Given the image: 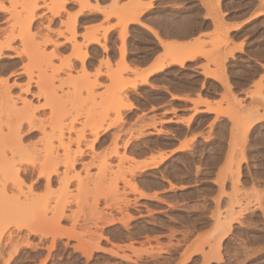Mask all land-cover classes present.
Instances as JSON below:
<instances>
[{
  "label": "rangeland",
  "instance_id": "1",
  "mask_svg": "<svg viewBox=\"0 0 264 264\" xmlns=\"http://www.w3.org/2000/svg\"><path fill=\"white\" fill-rule=\"evenodd\" d=\"M89 1L84 7L90 5ZM37 3L36 9L31 0H0V10L4 11L0 15V140L5 146L8 142H17L18 135L14 131L19 123L25 132L28 122L41 127L22 141L29 147L26 156L36 163L34 171H22L25 183L22 189L26 196L30 193L28 198L18 194V186H13V170L7 168L6 162L0 164V180H7L10 186L5 199L0 195L1 198H9V204L18 203L8 204L11 208L16 204L13 211L24 207V214L28 212L27 216H20L17 215L19 209H15L16 214L10 211L9 215L11 208L4 205L8 212L5 208L2 210L5 216H0V264H264V249H253L260 245L259 248H264V124L256 132L257 140L251 142L248 134L255 119L241 120L244 139L230 159L232 189L222 190L212 200L214 207L212 204L200 206L208 194L204 191H192L186 197L189 202L181 200L183 204L177 205L179 200L139 198L138 194H143L140 180L144 169L137 168L136 156L145 147L146 126L141 116L133 120L124 114L130 103L133 104L129 90L141 83L138 80L141 77H137L138 83L134 87L136 80L127 77L133 69L125 61V43L120 47L121 60L114 66L108 44L110 26L103 24L97 30L88 27L82 35L87 41L80 44V30L78 26L72 27L77 14H71L68 21H62L55 29L52 19L45 21L48 12L55 15L53 10L57 8L56 11L62 12L65 7L58 9L60 6L50 0H38ZM137 6L140 3L133 2L124 7L120 15L133 13ZM33 15L30 23L29 18ZM123 17L121 25H125ZM126 36L124 27L121 38L125 40ZM63 38L71 44L69 55H64L68 46L61 42ZM93 38L104 39L106 54L95 73L89 72L87 67L90 56L87 43ZM75 60L81 62L80 68ZM29 77L34 82L32 92L26 94L23 89ZM41 88L47 95L43 93L38 97L36 93H40ZM143 92L138 90L137 96L142 97ZM114 94L120 100L113 104L110 98ZM24 98L32 102L35 111L31 108L27 113ZM98 134L94 150H91L89 147ZM81 149L84 155L79 157L78 164L73 168L66 167L63 162ZM196 162L192 155H185L178 164L192 169ZM26 166L29 165L23 164L22 169ZM197 170H201L200 166ZM40 172L50 175V185L46 184V179L38 177ZM244 177L257 182V186L246 188ZM133 183L139 191L133 190ZM30 185L33 186L31 192L28 191ZM15 194L20 199L13 198V195L17 196ZM31 196L35 203L29 198ZM224 196L227 198L225 204ZM27 199L31 200L28 207L22 204ZM211 208L214 209L208 216ZM61 212L64 214L59 222ZM248 213L250 217H246ZM41 214L44 219H37ZM107 220L115 222L110 225ZM230 222L231 226L228 225ZM31 226L46 236L33 234ZM58 226L59 231L64 232L62 236L57 232ZM204 229L208 231L204 232ZM225 230L228 233L219 244V237ZM100 233L110 239H102L100 243L105 251L80 250V245L88 247L91 240L95 243ZM69 234L73 236L69 238ZM54 235L58 241L50 250ZM89 250L93 252H89L92 258L87 253ZM219 255L221 259L217 260L215 257ZM189 256V261H185Z\"/></svg>",
  "mask_w": 264,
  "mask_h": 264
},
{
  "label": "crops",
  "instance_id": "2",
  "mask_svg": "<svg viewBox=\"0 0 264 264\" xmlns=\"http://www.w3.org/2000/svg\"><path fill=\"white\" fill-rule=\"evenodd\" d=\"M81 1L67 0L60 15L48 12L45 21L52 19L57 29L78 14L80 44L87 41L82 35L88 27L110 26L113 65L121 60L125 43V61L133 69L127 77H148L147 83L129 90L133 106L124 111L133 120L141 116L146 126L145 147L136 160L149 166L140 180L144 194L138 197L179 200L177 205L192 191H204L208 194L200 206L214 207L212 200L232 189L230 159L244 139L241 120L255 119L248 134L251 142L264 124V0H90L86 7ZM133 2L140 6L120 15ZM122 16L129 20L126 26L121 25ZM91 40L87 67L95 73L106 57L105 41ZM61 42L68 46L64 55H69L71 44L64 38ZM173 49L182 63L169 58ZM74 63L81 67L80 61ZM140 89L142 97L137 96ZM185 155L197 160L192 169L179 166ZM254 184L244 177L246 188ZM226 200L224 196V204Z\"/></svg>",
  "mask_w": 264,
  "mask_h": 264
},
{
  "label": "bare ground",
  "instance_id": "3",
  "mask_svg": "<svg viewBox=\"0 0 264 264\" xmlns=\"http://www.w3.org/2000/svg\"><path fill=\"white\" fill-rule=\"evenodd\" d=\"M51 1V3L53 4V3H55V5L56 4H58V6H60V8H58V9H64V6H65V4H66V2H67V0H50ZM84 1V0H83ZM88 1V0H87ZM31 2L34 4V8H36L37 9V7H38V0H31ZM79 2H82L81 0H79ZM84 2H86V1H84ZM84 4H86V3H84ZM88 4V3H87ZM51 5V4H50ZM83 5V4H82ZM42 6V5H41ZM90 6V5H89ZM40 7V6H39ZM49 8V7H48ZM52 8V7H51ZM56 8V7H55ZM82 8H83V6H82ZM92 8V7H91ZM91 8L89 7V9L91 10ZM57 9V8H56ZM56 9H55V11L53 10H50V11H52L55 15L56 14H59L60 12H61V10H59V12H58V10L56 11ZM83 9H86V8H83ZM80 12V11H79ZM35 13V12H34ZM33 13V14H34ZM82 13V12H81ZM35 15V14H34ZM31 16L30 18H29V22L31 23L32 22V19L35 17V16ZM38 15V14H37ZM37 17V16H36ZM40 17V16H39ZM125 17H123L122 19L124 20H122V23L123 24H125L124 26H126L127 25V23H128V19H124ZM29 23V24H30ZM77 23H78V14L77 15H75V17H74V22L72 23V27H74L75 29H76V27L78 26L77 25ZM74 28H72L73 30H74ZM75 31V30H74ZM74 35H76V31L73 33ZM86 36V35H85ZM75 37V36H74ZM91 41H94V42H98L99 40L97 39L96 40V38L94 39L93 38V40H91ZM105 47V46H104ZM169 58H171V60L172 61H178L179 59L177 58V53H176V50L175 49H173V51L171 52V54H170V56H169ZM0 59H2V57H0ZM182 61L183 60H179V62H181L182 63ZM162 68L163 67H165V64H162V66H161ZM161 68V69H162ZM18 74H20V73H18ZM136 81H134L133 82V86L134 87H136V85H137V83H138V80L139 81H141V83H147L148 82V77L147 76H141V78H139L138 80L137 79H135ZM32 82H34V80H33V78L32 77H29V79H28V82H27V84H26V88H24L23 89V92L24 93H26V94H30L31 92H32V90H31V87H32ZM44 93V95H45V93H46V90H42V88H41V92L40 93H36V95H38V97L41 95V94H43ZM33 95V94H32ZM46 95H47V93H46ZM120 100V97L118 96V95H112L111 96V98H110V102H112L113 104L114 103H117L118 101ZM116 101V102H115ZM23 102H24V104H25V106H24V108L26 109V111H27V113H29L30 112V110H31V108H32V110H34L35 111V108H33V104H32V102L30 101V100H28L27 98H24L23 99ZM109 102V101H108ZM107 105H109V104H107ZM133 106V104H131L130 103V105H129V108H131ZM30 108V109H29ZM38 109V108H37ZM23 113H24V111H23ZM33 113L34 112H32V113H30V115L29 116H31V114L33 115ZM26 114V113H25ZM26 115H28V114H26ZM26 120L28 119V117L27 118H25ZM25 120V121H26ZM28 121V120H27ZM23 122V121H22ZM28 123H30L29 124V126H28V129L26 130V132L25 131H23V129H22V127H21V125H22V123H19L18 125L19 126H17L16 127V131H14V134H16V135H18V139H17V142H16V140L12 143H10L9 144V142L7 143V146H5L4 145V143H3V141L2 140H0V164L2 163V162H6L5 164H8L7 165V168H11L12 170H13V172H14V177H15V185L13 184V186L14 187H16V186H18V187H16V188H18L19 190H18V194H23L24 196H26L27 194H25L26 192L22 189V185L23 184H25L24 183V178H23V176H22V171H27V172H31V170H33V169H35L36 167H35V164L36 163H33L32 161H31V159L29 160L28 158V156H26V154L28 153V150H29V147L27 148V146H25L24 144H23V137H25V136H31V135H34L35 133H37L40 129L39 128H41V127H38L36 124H34V123H31V122H28ZM12 132H13V130H12ZM16 132V133H15ZM98 137H99V134L96 136V138L93 140V142L91 143V146L89 147V148H91V150L93 149L94 150V143L96 142V140L98 139ZM79 142H80V140H78ZM9 144V145H8ZM83 155H84V151L81 149L76 155H74L73 157H70V156H68V160H66V161H64L63 162V164L66 166V167H71V168H73V167H75V165H77L78 164V162H79V157H83ZM52 158V157H51ZM54 158V157H53ZM161 158V160L164 158L163 156L162 157H160ZM18 159V160H17ZM57 159H55V163L56 162H58V161H56ZM157 160H159V159H157ZM161 160H160V162H161ZM31 161V162H30ZM63 161V160H62ZM61 161V162H62ZM81 161V160H80ZM155 161V160H154ZM153 161V162H154ZM8 162V163H7ZM27 163V165H29L28 167L26 166L25 168H23V169H25V170H23L22 169V165L23 164H26ZM57 164H59V162L57 163ZM159 164V161H155V166H157ZM90 165V164H89ZM89 165H88V167H89ZM32 166V167H31ZM84 166H86V164H84ZM149 165L148 164H146V163H138V165H137V168H140V170H142V169H145V168H147ZM87 167V168H88ZM34 171V170H33ZM26 172V173H27ZM25 173V172H24ZM135 173V172H134ZM29 174V173H28ZM27 174V175H28ZM29 176V175H28ZM38 177L39 178H44V179H46V184L47 185H50V183H51V177H50V175H46V174H44V172H40L39 173V175H38ZM2 179V178H1ZM81 180V179H80ZM84 180V179H83ZM3 181H5V183L3 182ZM7 182V180H5V179H2V180H0V185H1V187H0V195L2 196V197H4V199H5V196H7L6 194L8 193V187H10V186H8L9 184L8 183H6ZM40 182V181H39ZM17 184V185H16ZM84 184H86V185H88V183H86V182H84ZM82 185V184H81ZM131 186V185H130ZM13 187V188H14ZM132 188H133V190H135V191H139V188H138V186L136 185V184H134L133 183V185L131 186ZM12 188V187H11ZM10 189V188H9ZM33 190V186L32 185H30L29 186V192H31ZM13 191H15V190H13ZM12 192V191H11ZM20 192V193H19ZM25 192V193H24ZM29 192H27V193H29ZM16 193V192H15ZM142 194V193H141ZM144 194V193H143ZM15 195H17V194H15ZM32 195V194H31ZM1 196H0V198H1ZM22 196V195H21ZM28 196H30V193H29V195ZM28 196H26V198H28ZM13 198H19V196L17 195V196H12ZM12 198V199H13ZM17 198V199H18ZM29 198H31L32 199V201L34 202V200H35V198L34 197H29ZM4 199H0L1 201H0V213H2V214H0V216L2 217V215H4L5 216V214L3 213V212H5V211H3L2 212V210H5V208L7 207V206H9V205H11V204H13V203H17V202H11V204H9L10 203V201H9V198H7L6 197V200L8 201L7 202V204H4L5 202H6V200H4ZM11 199V198H10ZM20 199V198H19ZM11 201H13V200H11ZM29 200L27 199V202H25V204L24 203H22L23 204V206L24 205H26L27 207L29 206V202H31V200L28 202ZM36 201H37V199H36ZM27 203V204H26ZM29 203V204H28ZM35 203V202H34ZM9 204V205H8ZM21 203H19V205H20ZM6 207H5V206ZM16 205V204H15ZM13 206V207H16V206ZM17 205H18V203H17ZM22 206V207H23ZM25 206V207H26ZM12 207V208H13ZM27 207H26V211L28 210L27 209ZM8 208H11L10 206L8 207ZM8 208H6L7 209V212H8ZM11 208V209H12ZM30 208V207H29ZM9 210V215L11 214L10 213V211H12V214H13V212L15 211V209H17V211H18V209H19V211L17 212V215L19 214H24V211H25V208L23 207V208H15L14 209V211H13V209L12 210ZM31 209V208H30ZM29 209V210H30ZM32 210V209H31ZM34 211H36V210H34ZM38 211V210H37ZM254 212V211H253ZM255 212H257V210L255 211ZM15 214H16V211L14 212ZM26 213V212H25ZM28 213V212H27ZM26 213V214H27ZM62 213V212H61ZM60 213V215H59V218L57 219L59 222H61L60 220L63 218V214L64 213H62L61 214ZM26 214H24V215H26ZM43 214V213H42ZM41 214V215H42ZM249 214V213H248ZM7 215V214H6ZM20 215V216H21ZM29 215V214H28ZM40 215V216H41ZM44 215V214H43ZM43 215L40 217H37V219L38 218H43L44 219V217H43ZM45 215H46V213H45ZM3 216V218H5ZM13 216V215H12ZM15 217H16V215H14ZM13 216V217H14ZM27 216V215H26ZM36 216V215H35ZM1 217H0V219H1ZM7 217V216H6ZM9 217V216H8ZM19 217V216H18ZM24 217V216H23ZM2 218V219H3ZM17 218V217H16ZM26 219V218H25ZM56 220V222L58 223V221ZM248 220V219H247ZM254 220V219H253ZM35 221H39V220H35ZM125 221V220H124ZM242 221H244V220H242ZM250 221V220H249ZM24 222V221H23ZM106 222V221H105ZM115 222V220H107V224H112V223H114ZM247 222V221H246ZM256 222V221H255ZM22 223V222H21ZM20 223V224H21ZM125 223V222H124ZM128 223V222H127ZM218 223H220V222H218ZM229 223V222H228ZM22 224H24L25 225V223H22ZM60 224V223H59ZM58 224V225H59ZM126 224V223H125ZM254 224V223H253ZM127 225H129V223L127 224ZM220 226H221V223L219 224ZM229 226H231V222H230V224H228ZM222 226H223V224H222ZM251 226V225H250ZM254 226H255V224H254ZM28 227V226H27ZM30 227V226H29ZM61 227V226H60ZM19 228V227H18ZM31 228H32V226H31ZM62 228V227H61ZM21 229V228H20ZM41 229V228H40ZM63 229V228H62ZM61 229V230H62ZM28 230H29V228H28ZM41 230H43V229H41ZM31 231H32V233L34 234H39L40 233V236L43 238V237H45L44 236V234L45 233H43V232H40L39 230H35L34 228H32L31 229ZM229 231V230H228ZM231 231V230H230ZM46 232V231H45ZM57 232H58V234L59 235H63V233H61L60 231H59V226H58V229H57ZM56 232V233H57ZM141 232V231H140ZM239 232V231H238ZM240 232H242V231H240ZM55 233V234H56ZM72 234H74L73 232H71ZM227 233L228 232H226V230H225V232L219 237V244H221V242H222V239L225 237V235H227ZM48 234H50V233H48ZM47 234V235H48ZM51 234H53V233H51ZM68 235V237L69 238H71V236H73V235ZM101 234V233H100ZM99 234V237L97 238V241H96V239H95V243L93 242V240H91L92 239V237H91V239H88L89 241H90V243H92V244H94V245H92V244H88L89 246L88 247H86V246H83V245H80V243H79V245L80 246H82L81 248H80V250L82 249V250H84V249H97V250H101V249H104L103 248V246L102 245H100V243H101V241H102V239H104V240H107V241H109L110 239L107 237V236H104L103 234H101L100 235ZM57 235V234H56ZM56 235H54V236H52V237H54V239L52 240V244H53V246L50 248V250L51 249H53L54 248V246H55V243H56V241H58L57 240V237H56ZM256 235V234H255ZM38 236V235H37ZM58 236V235H57ZM74 236H75V234H74ZM251 236V235H250ZM76 237H77V235H76ZM261 237V236H260ZM59 238H60V236H59ZM73 238V237H72ZM75 238V237H74ZM8 240H10V239H8ZM41 240V239H40ZM87 240V241H88ZM243 240V239H242ZM245 240V239H244ZM260 240H262V239H260ZM41 241H43V239L41 240ZM45 241V240H44ZM88 241V242H89ZM254 241V240H253ZM252 241V242H253ZM81 242V241H80ZM87 242V243H88ZM258 242V241H257ZM256 242V243H257ZM83 244V243H82ZM27 245H30L31 246V244H29V243H27ZM87 245V244H86ZM90 245H92V247H90ZM245 246V245H244ZM249 246V245H248ZM261 246V245H260ZM259 246V247H260ZM38 247V246H37ZM77 248H78V245L76 246ZM75 247V248H76ZM218 247H220V245H218ZM76 248V249H77ZM242 248V247H241ZM79 249V248H78ZM77 249V250H78ZM254 249V248H253ZM256 249V248H255ZM106 250V248L104 249V250H102V251H105ZM247 251V250H246ZM253 251V250H252ZM82 252V251H81ZM89 252H91V253H93L92 251H88L87 253H88V255L90 254ZM113 252H115V251H113ZM248 252V251H247ZM50 253V252H49ZM83 253V252H82ZM81 253V254H82ZM111 253V252H110ZM115 253H117V252H115ZM219 253V252H218ZM84 254H86V251H84ZM83 254V255H84ZM87 255V256H88ZM89 257H90V255H89ZM207 257V256H206ZM90 258H92V256L90 257ZM89 258V259H90ZM209 258V257H208ZM213 257H211V259H212ZM217 260H220L221 259V256L219 255V256H216L215 257ZM188 259V260H187ZM189 259H190V256L189 257H186V260L185 261H189ZM207 260H209V259H207ZM209 262V261H208ZM43 263V262H42ZM210 263V262H209ZM264 263V262H263Z\"/></svg>",
  "mask_w": 264,
  "mask_h": 264
}]
</instances>
